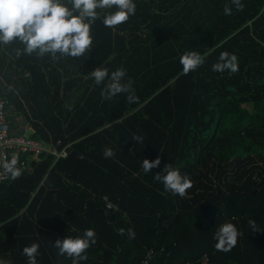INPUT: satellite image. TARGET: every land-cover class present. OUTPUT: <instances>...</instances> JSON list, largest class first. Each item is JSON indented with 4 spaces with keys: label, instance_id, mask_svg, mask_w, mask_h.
<instances>
[{
    "label": "trees",
    "instance_id": "trees-1",
    "mask_svg": "<svg viewBox=\"0 0 264 264\" xmlns=\"http://www.w3.org/2000/svg\"><path fill=\"white\" fill-rule=\"evenodd\" d=\"M134 3L115 30L102 18L91 26L87 57H17L22 45L0 44V92L12 115L68 151L0 182V259L27 264L22 250L37 243V264H72L55 240L92 228L96 243L79 264H140L150 250L149 264H264V0H241L242 11L231 0ZM186 51L205 56L187 75ZM221 52L238 57L237 73L212 70ZM95 67L126 69L138 101L103 99ZM157 156L160 166L145 174L142 160ZM167 163L193 182L184 197L153 179ZM250 219L262 230L252 232ZM226 222L242 235L217 251Z\"/></svg>",
    "mask_w": 264,
    "mask_h": 264
},
{
    "label": "clouds",
    "instance_id": "clouds-1",
    "mask_svg": "<svg viewBox=\"0 0 264 264\" xmlns=\"http://www.w3.org/2000/svg\"><path fill=\"white\" fill-rule=\"evenodd\" d=\"M237 11H242L244 5L241 0H231ZM136 11L134 0H0V44L11 45L19 43L22 48H16V56L22 54L33 55L37 58L45 56L55 60L58 56L63 58L80 59L87 57L94 46L91 26L102 18L105 27L115 30L119 25L126 23ZM225 15L232 14V7L225 5ZM205 63V56L196 51H186L180 56L183 74L196 71ZM212 70L234 74L239 71L238 57L235 54L221 52L218 62L212 65ZM96 85H103L101 97L106 100L125 94L126 101L131 104L138 101L134 82L131 78L125 81L126 69L117 68L111 71L107 67H95L89 72ZM132 140L143 142V137L134 135ZM105 158H112L115 152L112 148H105ZM18 156L12 154L11 158L0 162V167L12 180L22 175L18 167ZM161 159L157 156L150 160L144 158L141 167L145 174L159 167ZM154 180L163 184L166 192L184 197L191 189L193 182L179 169L171 164H165L161 172H156ZM248 224L252 232L262 229L255 220L250 219ZM124 235L125 229H119ZM129 238H135L132 229L127 230ZM242 233L233 223L221 224L215 232V248L217 251L229 252L237 244ZM96 243V232L89 228L84 230L82 236L56 239L54 248L59 256L71 259L72 264H79L86 260V251ZM22 254L27 258V264H37L39 245L32 243L25 246ZM0 264H11L10 260L0 259Z\"/></svg>",
    "mask_w": 264,
    "mask_h": 264
},
{
    "label": "built area",
    "instance_id": "built-area-1",
    "mask_svg": "<svg viewBox=\"0 0 264 264\" xmlns=\"http://www.w3.org/2000/svg\"><path fill=\"white\" fill-rule=\"evenodd\" d=\"M42 140L35 139L31 136L29 127L24 124L21 116H13L9 100L0 92V162L11 158L12 154L18 156V167L22 171L31 169L32 162L38 160L43 154L53 155L55 160L64 158L68 155L67 147L57 148L51 142L50 148L43 145ZM10 177L0 167V182L8 180ZM106 200L108 208H115V204ZM152 251L150 250L140 264H149ZM204 256V262L207 261Z\"/></svg>",
    "mask_w": 264,
    "mask_h": 264
},
{
    "label": "water",
    "instance_id": "water-1",
    "mask_svg": "<svg viewBox=\"0 0 264 264\" xmlns=\"http://www.w3.org/2000/svg\"><path fill=\"white\" fill-rule=\"evenodd\" d=\"M43 145L46 147V148H50V144L48 142H43Z\"/></svg>",
    "mask_w": 264,
    "mask_h": 264
}]
</instances>
